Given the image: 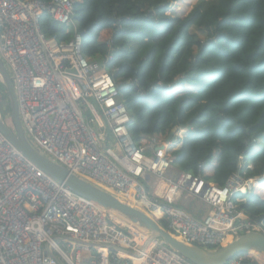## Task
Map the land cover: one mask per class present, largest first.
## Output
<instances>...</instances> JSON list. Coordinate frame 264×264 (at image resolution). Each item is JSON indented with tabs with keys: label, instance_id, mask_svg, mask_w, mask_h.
<instances>
[{
	"label": "built area",
	"instance_id": "1",
	"mask_svg": "<svg viewBox=\"0 0 264 264\" xmlns=\"http://www.w3.org/2000/svg\"><path fill=\"white\" fill-rule=\"evenodd\" d=\"M75 2L0 0V59L31 143L116 198L153 216L162 213L167 229L185 242L211 248L242 233L264 234V222L241 207L240 195L252 191L260 178L234 171L219 185L188 171L173 177L167 174L172 157L167 148H158L166 135L144 137L146 147L135 144L120 87L107 68L114 60L111 43L106 42L101 62L83 54L73 20ZM43 15L71 30L72 38L46 35ZM188 198L205 205L200 218L177 206ZM122 220L124 226H117L109 212L49 177L0 132V264H193L157 240L147 244L148 232L145 239L143 229ZM226 264L264 260L245 252Z\"/></svg>",
	"mask_w": 264,
	"mask_h": 264
},
{
	"label": "trees",
	"instance_id": "2",
	"mask_svg": "<svg viewBox=\"0 0 264 264\" xmlns=\"http://www.w3.org/2000/svg\"><path fill=\"white\" fill-rule=\"evenodd\" d=\"M75 1L83 54L101 62L111 43L114 60L107 68L120 87L135 144L142 148L144 137L165 136L176 126L191 128L181 146L167 152L177 173L219 185L234 171L260 178L258 187L240 194L241 207L264 222V150L253 144L264 143V0L191 4L179 15L167 13L172 0ZM41 28L59 41L73 36L47 15ZM0 91L9 108L2 85ZM154 217L167 228L162 213Z\"/></svg>",
	"mask_w": 264,
	"mask_h": 264
},
{
	"label": "water",
	"instance_id": "3",
	"mask_svg": "<svg viewBox=\"0 0 264 264\" xmlns=\"http://www.w3.org/2000/svg\"><path fill=\"white\" fill-rule=\"evenodd\" d=\"M0 84L4 87L7 94L11 119L9 126L0 111V132L6 142L17 149L37 168L58 183L66 186L73 193L92 201L104 212L112 211L119 214L123 219L146 230L149 233L148 238L150 241L157 239L162 245L170 248L193 264H226L230 258L245 252H256L264 258L263 233L256 231L242 233L220 247L206 248L185 242L165 228L153 215L139 206L130 207L121 203L105 189L80 178L60 163L50 159L31 143L22 128L13 84L1 59ZM175 133L176 127H173L166 136V143L174 137ZM158 148L164 149L165 144L160 145ZM83 260L86 261L87 259L83 258Z\"/></svg>",
	"mask_w": 264,
	"mask_h": 264
},
{
	"label": "rangeland",
	"instance_id": "4",
	"mask_svg": "<svg viewBox=\"0 0 264 264\" xmlns=\"http://www.w3.org/2000/svg\"><path fill=\"white\" fill-rule=\"evenodd\" d=\"M211 1L214 0H183L180 3L175 2L174 0L171 1L169 8L167 9V13H171L173 15H179L182 12L186 13L188 12V10L191 8L192 5L197 4V3H201V5H206L208 3H210ZM192 4V5H191ZM191 5V6H190ZM200 36L202 39H204V34L200 33ZM3 91H0V111L4 117V119L7 121L8 125L10 126L11 124V119H10V115H9V108H7V104L4 103V100L2 98L3 95ZM180 135H184V132L179 133ZM264 141V140H263ZM174 143H176V139L175 137H173L170 141V146H173ZM142 144V143H141ZM254 144V148L258 149L259 151L264 150V143H262L259 140H254L253 142ZM169 152L172 151L171 148H169L168 150ZM176 168L174 171H172L171 173H167L168 175L174 176L176 173ZM259 186V183H257V187ZM177 206L183 208L185 211H187L188 213H191V215L199 217L201 215L204 214L205 209L203 204H201L198 199H180L177 202ZM112 219L115 221L116 225L119 227L124 226V221L122 220V218H117L115 216H112ZM261 257V256H260Z\"/></svg>",
	"mask_w": 264,
	"mask_h": 264
},
{
	"label": "clouds",
	"instance_id": "5",
	"mask_svg": "<svg viewBox=\"0 0 264 264\" xmlns=\"http://www.w3.org/2000/svg\"><path fill=\"white\" fill-rule=\"evenodd\" d=\"M0 85H1V84H0ZM3 88H4V87H3ZM4 90H5V89H4ZM8 105H9V104H8ZM188 129H191V128H188V127H184V126H183V127L181 128V130H179V133H181L182 130H184V131L187 130V131L184 132V135H181V136H180V134H178V132L176 131V133H175L176 135H174V137H175V139H176V142H177V141H181V143H182V138L186 135V133L188 132ZM176 130H177V129H176ZM167 134H168V133H167ZM166 136H167V135H166ZM170 141H171V140H170ZM170 141L167 142V143H166V142L164 143V144H165V148H167V152H168L169 148H171V149L173 148L172 146H170ZM161 145H162V144H161ZM159 146H160V145H159ZM159 146H158V147H159ZM180 146H181V145H180ZM180 146H179V147H180ZM179 147H178V148H179ZM178 148H177V149H178ZM150 152H151V151H150ZM249 164H250V163H249ZM176 173H177V170H176ZM176 173H175V174H176ZM170 176H172V174H171ZM202 177H203V176H202ZM203 178H204V177H203ZM204 179H205V178H204ZM205 180H206V179H205ZM207 181H208V180H207ZM241 195H245V194H241ZM126 221H127V220H126ZM260 233H261V232H260ZM219 247H220V246H219Z\"/></svg>",
	"mask_w": 264,
	"mask_h": 264
},
{
	"label": "bare ground",
	"instance_id": "6",
	"mask_svg": "<svg viewBox=\"0 0 264 264\" xmlns=\"http://www.w3.org/2000/svg\"><path fill=\"white\" fill-rule=\"evenodd\" d=\"M118 199V198H117ZM121 203H124L125 205H128V206H130V207H135V204L134 203H132V202H130V201H128L127 199L125 200V199H118ZM109 214L111 215V216H115V217H117V218H122L123 219V217H121L119 214H117V213H114V212H112V211H109ZM125 220V219H124ZM126 221V220H125ZM128 222V221H127ZM142 229V228H141ZM141 235H142V237H144L145 239L148 237V233H147V231L146 230H144L143 229V233H141ZM155 240H157V239H155ZM147 241H148V243H150L151 241L149 240V238L147 239Z\"/></svg>",
	"mask_w": 264,
	"mask_h": 264
},
{
	"label": "crops",
	"instance_id": "7",
	"mask_svg": "<svg viewBox=\"0 0 264 264\" xmlns=\"http://www.w3.org/2000/svg\"><path fill=\"white\" fill-rule=\"evenodd\" d=\"M183 126H176V131L178 132L179 130H181V128H182ZM174 135H176V134H174ZM141 143H142V146L143 147H146L145 146V144H144V140L142 139L141 140ZM146 151H148L149 152V154L148 155H151V152L148 150V149H146ZM175 170V167L173 166L172 167V169H171V171H170V173L172 172V171H174ZM158 193L160 192L161 193V191H162V186H159L158 188H157V190H156ZM204 206V205H203ZM204 208H205V206H204ZM202 216V215H201ZM201 216H199V217H197V218H200ZM196 217V216H195Z\"/></svg>",
	"mask_w": 264,
	"mask_h": 264
}]
</instances>
